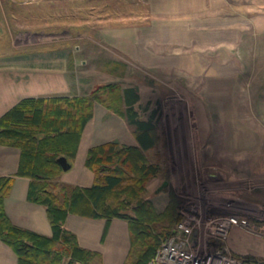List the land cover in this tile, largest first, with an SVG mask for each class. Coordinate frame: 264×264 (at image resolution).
Instances as JSON below:
<instances>
[{"label": "rangeland", "instance_id": "1", "mask_svg": "<svg viewBox=\"0 0 264 264\" xmlns=\"http://www.w3.org/2000/svg\"><path fill=\"white\" fill-rule=\"evenodd\" d=\"M170 8L182 10L152 13ZM184 9V0H0V28L16 40L18 53H62L63 62L49 61L48 69L63 73L61 87L71 94L135 85L141 116L160 110L159 141L145 153L160 173L147 182L144 197L160 214L171 190L177 194L180 216L195 218L191 238L200 253L223 247L264 264V21L257 30L242 29L240 44L218 45L209 37L207 44L188 45ZM165 18L179 20L170 44H161ZM112 101L95 104L126 120L134 134L123 103ZM93 117L94 109L89 122ZM231 217L247 225L232 224L219 239L216 225Z\"/></svg>", "mask_w": 264, "mask_h": 264}, {"label": "trees", "instance_id": "2", "mask_svg": "<svg viewBox=\"0 0 264 264\" xmlns=\"http://www.w3.org/2000/svg\"><path fill=\"white\" fill-rule=\"evenodd\" d=\"M112 98L125 106L137 145L113 140L92 146L85 165L95 174L93 184L57 182L72 167L95 102L111 107ZM139 102L135 85L108 83L85 94L25 97L0 117V144L20 149L16 176L30 178L28 199L46 207L52 228L51 235H44L13 224L4 199L15 176H0V239L17 253L18 264H102L100 253L81 246L76 233L67 227L71 213L105 218V232L113 218L127 220L131 247L124 264H147L161 241L173 234L172 227L182 218L179 196L171 190L167 208L160 214L144 197L147 182L160 173L159 166L149 163L145 155L159 141L160 110L153 108L141 116ZM61 156L67 159L68 169L59 162Z\"/></svg>", "mask_w": 264, "mask_h": 264}, {"label": "crops", "instance_id": "3", "mask_svg": "<svg viewBox=\"0 0 264 264\" xmlns=\"http://www.w3.org/2000/svg\"><path fill=\"white\" fill-rule=\"evenodd\" d=\"M184 5V13L189 19L184 20L186 22L182 28L188 36V45L207 44L209 37L214 39L213 42H218V45L240 44L242 29L257 30L260 26L258 20L264 21V0H184ZM181 10L153 9L152 13L175 15L181 13ZM196 14H200L201 18H197ZM169 19L172 18H165L164 25L161 26L167 34L163 36L164 42L161 44H170V38L176 34L174 25L179 20ZM17 49L16 40H10L6 31L0 28V117L22 98L68 94L72 91L61 87L65 86L63 73L48 69L49 61L63 62L62 53H32L25 50L18 53ZM226 50L230 54L234 53V50ZM208 69L210 70V66ZM113 140L137 145L135 135L131 133L126 120L110 114L106 107L96 103L94 117L85 128L71 169L63 172L57 180L69 185L91 186L95 174L85 165L88 149ZM19 161L18 147L0 144V176H15L4 199L6 213L16 226L51 235L52 228L46 207L28 199L30 178L16 176ZM106 224L105 218H90L74 213L69 214L66 220L67 227L76 233L81 246L100 253L102 264H124L130 248L128 222L115 217L105 232ZM0 264H18L17 253L2 239Z\"/></svg>", "mask_w": 264, "mask_h": 264}, {"label": "built area", "instance_id": "4", "mask_svg": "<svg viewBox=\"0 0 264 264\" xmlns=\"http://www.w3.org/2000/svg\"><path fill=\"white\" fill-rule=\"evenodd\" d=\"M194 219L193 215H186L179 220L173 228V234L160 244L147 264H263L231 256L223 247H211V251L200 253L195 240L191 238ZM232 224L247 225V221L231 217L216 225L215 232L219 239L227 238Z\"/></svg>", "mask_w": 264, "mask_h": 264}, {"label": "water", "instance_id": "5", "mask_svg": "<svg viewBox=\"0 0 264 264\" xmlns=\"http://www.w3.org/2000/svg\"><path fill=\"white\" fill-rule=\"evenodd\" d=\"M59 162L62 164V166L64 167V169H68L70 167V165L67 162V159L64 156H61L58 158ZM167 185V182H163L162 185L157 189L156 192H159L164 186Z\"/></svg>", "mask_w": 264, "mask_h": 264}, {"label": "bare ground", "instance_id": "6", "mask_svg": "<svg viewBox=\"0 0 264 264\" xmlns=\"http://www.w3.org/2000/svg\"><path fill=\"white\" fill-rule=\"evenodd\" d=\"M164 142V141H163ZM182 155V154H181Z\"/></svg>", "mask_w": 264, "mask_h": 264}]
</instances>
